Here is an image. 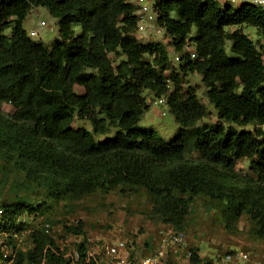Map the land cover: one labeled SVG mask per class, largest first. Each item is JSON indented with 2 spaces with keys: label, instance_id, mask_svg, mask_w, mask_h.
Segmentation results:
<instances>
[{
  "label": "trees",
  "instance_id": "trees-1",
  "mask_svg": "<svg viewBox=\"0 0 264 264\" xmlns=\"http://www.w3.org/2000/svg\"><path fill=\"white\" fill-rule=\"evenodd\" d=\"M33 7L58 20L60 40L51 48L23 27ZM155 9L179 73L169 74L163 43L136 34L131 0H0V192L43 191L59 204L120 186L142 188L148 219L180 232L204 198L225 229L246 215L254 237L264 240V52L242 29L228 31L247 25L264 38V9L218 0H156ZM111 55L123 59L114 65ZM188 74L201 77L216 125L196 127L206 109L195 91L185 92L180 75ZM144 91L166 99L180 127L172 140L140 125L148 110ZM76 120L91 128H73ZM242 159L248 174L237 169ZM45 209L46 202L33 207L21 198L1 205L0 233L23 230L20 215ZM65 230L83 235L81 224ZM30 238L14 264H71L43 227ZM8 244L15 247L11 238ZM84 251L82 242L77 264H95L84 262ZM190 263L212 264L197 251Z\"/></svg>",
  "mask_w": 264,
  "mask_h": 264
},
{
  "label": "rangeland",
  "instance_id": "rangeland-1",
  "mask_svg": "<svg viewBox=\"0 0 264 264\" xmlns=\"http://www.w3.org/2000/svg\"><path fill=\"white\" fill-rule=\"evenodd\" d=\"M155 1L156 0H152L153 4ZM218 1L222 6L230 5L235 9L240 8L242 5L241 0ZM41 22H44L46 25L40 26ZM23 27L28 35H30L32 31H35L37 36L31 37V39L43 43L48 48H51L60 40L58 20L53 18L46 8L33 7L26 17ZM238 28L242 29L244 34L255 41L256 46L264 52V38L260 36L256 28L240 25L238 27H229L228 31L232 32ZM5 33H8V31H5ZM74 34L75 36L80 35L81 28L75 27ZM163 35L162 32L160 34L157 32H150V34L143 37L142 42L163 43L169 53V74L171 70L179 73L178 61H175L177 55H175L166 44L167 39ZM229 46L230 45L227 44L228 53H230ZM186 51L192 52V46L189 45ZM110 57L114 65H117L119 61L123 59V56L117 58L111 55ZM145 60L150 61L151 58L146 56ZM180 77L183 80L185 92L191 90L195 91L198 100L206 109V116L196 124V127L216 125L218 121L217 113L206 97L207 89L202 84L201 77L198 74L180 75ZM143 95L146 99L148 110L144 112L140 125L160 132L167 141L175 138L180 127L176 123L174 116L171 115L169 109L165 105L155 104L157 99L150 92L144 91ZM231 126L238 131L251 130L250 127L238 128L235 125ZM79 127L91 128L87 121L76 120L73 124V128L77 129ZM248 166L249 161L242 159L238 162L237 169L243 174H248ZM21 178H23V176H20L19 180H21ZM17 198L25 200L33 207H36L42 202L47 203L49 209L38 212L34 225L42 228L44 223H49L53 228V233L51 235L55 238L59 248L63 250L66 255L69 254L74 240L65 237V235L68 234L66 233L65 227H79L81 224L82 236L85 238H122L132 243L134 242L135 244L148 240V247L150 248L153 247V242L160 231L170 229L169 226H165L162 223H155L148 219L147 213L150 212L151 203L145 190L142 188L131 190L126 186H120L114 188L108 194L98 192L80 200H67L59 204H53L48 200L43 191H20V193L15 194L12 189L8 187L0 192V206L14 202ZM254 229L255 224L250 221L246 215L239 219L237 225H234L230 229H225L220 212L216 208L209 207L206 199L197 198L196 203L193 204L190 209L187 225L183 230L187 237V247L184 251H181L180 259H177L175 255L172 254V262L170 263L191 264L190 258H186L184 254L190 252L191 255L193 251H197L203 262L222 264V259L225 258L227 252L242 250L249 253L252 258L260 260L264 264V240L254 237ZM173 231L175 232V230ZM134 243L132 248H135ZM29 245L27 239H24L19 249L23 248L24 251L28 250ZM66 257L68 260H72L71 255Z\"/></svg>",
  "mask_w": 264,
  "mask_h": 264
},
{
  "label": "built area",
  "instance_id": "built-area-1",
  "mask_svg": "<svg viewBox=\"0 0 264 264\" xmlns=\"http://www.w3.org/2000/svg\"><path fill=\"white\" fill-rule=\"evenodd\" d=\"M248 2L256 7L264 9V0H241ZM131 3L136 7V34L143 38L150 34V32L163 33V31L156 26L157 11L155 3L152 0H131ZM44 22L40 26H45ZM30 37L37 36L35 31H32ZM188 46H186V50ZM192 59L195 58V53H191ZM179 57L175 58L178 61ZM155 104L166 105V99L160 98ZM1 213V211H0ZM37 215L22 214L18 217L17 223L23 224L25 227L21 231H13L9 234L0 233V253L3 256L5 264H14L17 256V249L23 244L24 239L31 245V235L37 226L34 225ZM47 234L52 236L53 228L49 223L42 225ZM167 230V231H166ZM170 230V231H169ZM164 229L157 234V238L153 242V247H148V242L141 249L132 248L133 243L122 238H90L82 235L66 234L74 240L69 254L64 256L72 257L71 264H77L79 261V244L85 242L84 262L95 264H171V255H175L177 259L181 258V251L187 247V237L185 232L173 231V229ZM11 236V237H10ZM53 237V236H52ZM9 238L14 240V245H9ZM54 238V237H53ZM55 239V238H54ZM131 248V249H130ZM175 251V252H174ZM186 258H190V252L184 254ZM67 258V257H66ZM223 264H263L260 260L254 259L249 253L245 251H229L222 259Z\"/></svg>",
  "mask_w": 264,
  "mask_h": 264
},
{
  "label": "crops",
  "instance_id": "crops-1",
  "mask_svg": "<svg viewBox=\"0 0 264 264\" xmlns=\"http://www.w3.org/2000/svg\"><path fill=\"white\" fill-rule=\"evenodd\" d=\"M156 239V238H155ZM148 241V240H147ZM146 241V242H147ZM146 242H137L136 244L134 243V245H135V247L139 250V249H141V248H143V246L146 244ZM223 264V263H222ZM251 264V263H250Z\"/></svg>",
  "mask_w": 264,
  "mask_h": 264
}]
</instances>
